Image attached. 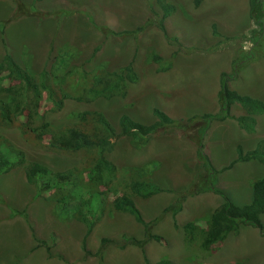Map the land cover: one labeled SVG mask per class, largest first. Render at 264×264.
Wrapping results in <instances>:
<instances>
[{
	"label": "rangeland",
	"instance_id": "obj_1",
	"mask_svg": "<svg viewBox=\"0 0 264 264\" xmlns=\"http://www.w3.org/2000/svg\"><path fill=\"white\" fill-rule=\"evenodd\" d=\"M1 1L5 52L28 72L45 68L55 79L64 77L75 92L90 84L91 74L117 71L131 61L138 75L123 97L65 98L60 109L45 111L52 127L73 124L79 111L99 110L120 132L122 114L148 125L157 120L154 108L180 125L120 135L105 152L123 174L135 170L137 179L160 189L132 198L159 239L150 238L143 247L130 243L131 237L144 239L143 225L132 214L100 197L82 209L76 202L65 203V196L57 202L59 192L29 183L19 164L0 171V264L264 263V234L257 227L239 223L211 249L202 247L197 228L206 224L224 195L236 205L250 201L252 182L264 176V164L255 158L232 161L239 148L247 153L264 139V111L246 114L234 102L230 114L252 116L247 120L251 127L231 115L210 121L202 142L217 172L206 171L196 152L198 129L205 124L198 115L217 112L222 72L231 89L264 100V0L253 15L250 0H199L198 5L195 0H166L172 9L164 19L168 37L156 25L162 0ZM59 28L63 40L56 42L57 34L50 39V32ZM82 69L90 74L86 79L79 78ZM9 74L21 79L16 71ZM0 143L15 147L25 162L52 171L81 166L80 157L58 148L55 140L47 146L17 127L0 126ZM211 184L222 194L198 189ZM81 214L93 222L90 231ZM260 221L264 226V213ZM190 223L195 225L192 240L186 236ZM102 237L113 242L104 244L100 262Z\"/></svg>",
	"mask_w": 264,
	"mask_h": 264
},
{
	"label": "trees",
	"instance_id": "obj_2",
	"mask_svg": "<svg viewBox=\"0 0 264 264\" xmlns=\"http://www.w3.org/2000/svg\"><path fill=\"white\" fill-rule=\"evenodd\" d=\"M165 1H159L162 14L156 25L168 37L164 19L172 9H170V5H166ZM194 3L198 5L199 0H195ZM259 4L260 0H250L251 15L258 9ZM154 58L155 60L160 59L158 56ZM12 71H16L21 79L11 76L9 73ZM49 73V70L43 68L40 72L32 74L13 60L8 52L5 53L0 61V126L17 127L23 134L33 137L34 140L40 143L45 142L47 146L53 145L55 140L58 142V148L79 156L81 166H74L66 171H52L38 162H25L22 153L20 151L16 152L15 147L0 143V171H7L11 167L21 164L25 169L26 179L29 183H35V186L38 184L39 189L45 192H59L57 202L64 198L66 199L65 203L76 202L75 205L81 209L86 204L90 206L93 199L100 197L101 200H104L103 202H107L106 205L110 203L114 209L132 214L143 225L144 239L131 237L130 243L143 247L146 240L150 238L159 239L158 235L151 232L153 223L145 222L142 219L140 211L132 198H146L160 189L147 180L137 179L139 174L135 170V173L123 174L107 158L105 152L112 148L114 140L120 135H146L154 132L157 128L179 126L180 124L162 110L154 108L153 113L157 120L153 123L142 124L131 119L127 114H122L118 121L121 130L116 132L115 127L103 112L99 110H82L75 115L76 118L73 124L54 128L45 118L47 109H60L65 98L90 101L98 96L120 95L123 97L126 95L128 84L137 82L138 75L132 61L112 72H99L90 75L82 69L79 78L86 79L90 75L91 82L88 86L75 92L65 82L64 77L55 79ZM70 74L73 77L75 76V79H79L72 72ZM227 77L225 72L221 73L220 87L217 93V112L198 115L205 124L204 126L201 125L200 130L198 129L199 137L197 136L196 152L198 158L203 160L206 171L217 172L210 164L202 142L203 134L210 121L223 120L231 115V106L234 102L240 104L245 109L246 114L264 111V100L260 101L251 96L239 94L229 87ZM231 117L238 121L244 120L251 127V123L247 120H253L252 116L234 117L231 115ZM250 158H255L264 164V139H261L256 147L247 153H243L239 148L237 157L232 163ZM144 175H141V177H144ZM199 179L200 182H203L205 178L200 175ZM75 187L77 189L80 187L81 191L74 194V190L71 189ZM251 187L252 197L248 203L236 205L224 195L223 203L210 215L206 224L202 227L197 224L201 234L200 244L202 247L213 248L212 246L225 239L230 231L236 230L239 223H249L264 234V226L260 221V215L264 213V176L254 180ZM198 189L202 192L211 189L216 193H221L219 189L213 188L212 184L206 188ZM80 197L82 200L79 201ZM78 217L84 223H87L88 231H90L93 222L83 214ZM157 218L153 222H156ZM190 226L191 230L186 235L188 240H192L195 236L192 231L195 225L190 223ZM110 242L113 241L106 237L101 238L100 262L103 260V256L100 254L101 250L104 244ZM234 264L242 263L236 262Z\"/></svg>",
	"mask_w": 264,
	"mask_h": 264
},
{
	"label": "crops",
	"instance_id": "obj_3",
	"mask_svg": "<svg viewBox=\"0 0 264 264\" xmlns=\"http://www.w3.org/2000/svg\"><path fill=\"white\" fill-rule=\"evenodd\" d=\"M0 5L1 6H3L4 5V2L3 1H1V3H0ZM2 16V13L0 14V17ZM48 17H49V15H48ZM57 34V36L55 37V35ZM49 36V35H48ZM48 36H47V40H48ZM52 37H55L56 38V42L57 41H61V40H63V34H62V28H59V30L57 31V30H55V32L53 33L52 31L50 32V39L52 38ZM49 39V40H50ZM3 36H2V31L0 30V61L2 60V58H3V56L5 55V49H4V46H3ZM46 40V41H47ZM48 40V41H49Z\"/></svg>",
	"mask_w": 264,
	"mask_h": 264
}]
</instances>
